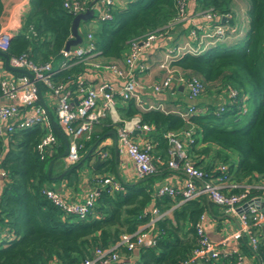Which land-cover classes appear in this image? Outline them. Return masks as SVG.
<instances>
[{
  "label": "trees",
  "instance_id": "16d2710c",
  "mask_svg": "<svg viewBox=\"0 0 264 264\" xmlns=\"http://www.w3.org/2000/svg\"><path fill=\"white\" fill-rule=\"evenodd\" d=\"M124 1L123 5H111L110 19L98 18L94 42L99 50L97 57L104 61L120 60L132 39L167 26L177 14L178 0ZM194 1L198 10L233 12V0ZM63 2L29 0L21 29L10 37L5 52L9 56L26 53L38 63L50 60L52 67L59 69L64 60L60 49L71 34L74 16ZM248 2V28L241 38L209 45L200 53L184 52L171 62L186 75H198L204 90L224 91L222 88L229 85L239 90L241 100L223 102V110H219L218 103H210L204 111L185 117L171 110L140 108L131 98L118 107L122 119L138 114L141 122L154 128L149 138L154 142L153 148H161L164 166L169 159L164 132L192 125V140H187L185 146L204 178L222 174L217 168L219 163L226 164L227 174L237 181L251 175L264 176V0ZM2 9L0 0V14ZM85 68L82 62L74 63L59 69L55 78L76 77ZM241 101L245 102V111L238 106ZM196 105L199 106L197 102ZM107 128L102 125L101 132ZM53 129L58 144L52 153L43 156L36 149L43 133L39 125L14 130L5 139L0 137V168L8 174L0 188V232L5 230L9 234L0 237V264H48L50 260L74 264L92 256L95 248L113 244L120 233L138 229L150 217L152 200L161 210L173 202L168 195H153L150 177L134 184L122 183L123 190L112 193L96 184L98 196L84 217L64 213L42 193L44 187H52L51 174L47 172L49 162L64 150L61 132L54 124ZM95 139L92 134L85 139L81 151H86ZM202 154H210L211 160L205 161ZM91 156L92 153L87 155L86 162ZM215 160L219 163L214 164ZM156 164L159 167L157 161ZM111 166V159H106L98 168L103 172ZM76 172L71 169L65 175ZM97 176L91 178L92 186ZM206 208L203 196L184 201L174 209L172 218L156 221L154 246H139L135 251L121 247L120 253L126 260L134 253L136 257L111 264H182L196 246L195 224ZM251 249L264 264L263 233ZM236 257L234 252L217 257L207 255L200 264H234Z\"/></svg>",
  "mask_w": 264,
  "mask_h": 264
},
{
  "label": "built area",
  "instance_id": "2783aa9c",
  "mask_svg": "<svg viewBox=\"0 0 264 264\" xmlns=\"http://www.w3.org/2000/svg\"><path fill=\"white\" fill-rule=\"evenodd\" d=\"M98 18H111V5L115 0H98ZM63 5L72 13L76 14L93 7L90 0H64ZM200 19L193 22L187 29L186 38L172 46H167L163 56L158 60L157 67L163 71L158 81L152 82L150 87L154 91L177 89L183 86L189 104L185 109L174 110L185 117L193 112L204 111L206 106H198L196 102L204 92L205 86L202 79L194 74H184L178 67L172 65V60L184 52L200 53L209 45L223 41L234 32L235 27L228 23L232 18V12L216 13L211 9L200 10ZM191 18L188 13V0L177 1V14L165 27L159 30L147 32L139 38L129 42L128 49L120 60L104 61L97 57V50L92 31L82 34L81 44L74 49H60L64 57L59 69L69 68L74 63L82 62L86 68L76 77L56 79L55 74L59 69L52 67L51 61L35 62L26 53L9 56V63L13 66L26 68L32 77L25 73H14L6 69L3 60H0V137L7 138L9 133L17 129L39 125L43 129L36 149L43 156L44 153H52L58 144V136L53 129V122L47 112L53 110L52 118L56 120L62 134L67 137L68 151L64 156L67 163L73 164L80 160L83 141L88 139L94 126L103 118L109 117L111 122L117 124V141L120 148L131 159L136 171L141 176L155 173L158 170L156 158L153 153L154 142L146 137L142 142L132 139L134 130L150 131L153 127L141 122L138 114L129 119L120 118L117 112V101L133 99L135 104L143 108L142 100L138 93L140 80L138 75L150 72L152 65L146 59V52L157 46V40L165 38L170 28L186 19ZM223 18V19H222ZM11 34L0 28V49H6ZM72 34L69 35V38ZM71 58H74L73 61ZM91 70H105L111 73L116 81L101 80L93 85L86 80L85 73ZM8 73H5L7 72ZM5 73V74H4ZM40 82L50 92L49 100L44 97ZM118 83V84H117ZM227 101L237 103L239 90L232 86L222 88ZM42 95L44 103L40 101ZM219 102V110H223L224 104ZM45 104V105H44ZM242 111L246 110L244 101L238 105ZM161 110L164 108L156 107ZM193 126L188 125L176 130H167L164 136L168 142L170 167H181L188 174V178L182 186L178 187L171 183L158 185L153 192L154 196L179 197L182 201L196 199L208 195L210 200L223 207L225 212L238 213L243 230H249L250 242L255 247L258 237L264 228V211L261 210V198H264V185H256L249 182L237 181L227 174V165L219 163L217 168L222 174L215 177L204 178L203 171L195 165L188 155L185 142L191 141ZM101 159L108 156L106 150L95 151ZM174 155L177 159H174ZM2 154L0 153V160ZM8 178L7 172L0 168V188L4 180ZM196 179L202 180L198 185ZM95 186L84 195L82 199L70 200L60 191L52 187H44L42 193L54 205L64 213L75 214L84 217L95 204L98 196L97 185L106 188L109 192L123 190L122 182L112 175H98L94 180ZM97 184V185H96ZM255 190V192H254ZM259 193V194H258ZM168 209L161 210L158 207L150 208L149 219L140 225L135 231L120 233L118 239L107 247H97L92 256L74 264H111L116 261L128 262L120 249L135 251L139 246H154L155 224L160 218L166 216ZM206 213H202L195 224L196 246L190 256L183 260L182 264H200L207 255L217 257L220 252L217 245L210 240L205 231L204 221ZM254 228V231H252ZM155 234H154V233ZM5 230L0 232V237H8ZM48 264H65L57 260H50ZM234 264H242V256L237 254Z\"/></svg>",
  "mask_w": 264,
  "mask_h": 264
},
{
  "label": "crops",
  "instance_id": "0c3cea01",
  "mask_svg": "<svg viewBox=\"0 0 264 264\" xmlns=\"http://www.w3.org/2000/svg\"><path fill=\"white\" fill-rule=\"evenodd\" d=\"M1 1L3 4V9L0 14V28L9 31L11 34H15L21 29L23 15L29 8V0ZM124 3V0H115V4L123 5ZM194 5V0H188V13L191 18L173 25L170 28L167 36L165 38L157 40V46L152 50L146 52V59L152 65V70L150 72H144L137 76L140 80L138 93L142 100L144 109L162 107L166 110L174 111L185 109L189 104V100L186 98L185 89L183 88V86H178V88L175 90L171 89L157 92L150 87V84L152 82L158 81L163 74V71L161 69H158L156 63L163 56L165 48L167 46H172L175 43L182 42L187 36V29L190 27V25H192L193 22L199 21L200 10L195 9ZM248 5V0H233L232 18L228 20V23L234 26L235 30L229 37L221 42H231L235 39L241 38L244 35L245 31L248 28ZM93 6L94 12L97 13V10L99 11V1L96 0L93 3ZM98 28L99 22L97 23L92 18L90 20L82 22L79 26V30L83 34H86V32L88 31H92L94 33ZM0 60H3L4 62L3 57H0ZM5 73H8V71ZM85 77L86 80H88L93 85L98 84L101 80L116 81L113 75L105 70L88 71L85 73ZM0 101H2L1 98ZM226 101L227 97L224 91H219L212 88L210 90H204V92L198 98L197 103L199 104V106H207L210 103L216 102L219 104V102ZM123 102V100L117 101L116 107L118 114V107H120ZM102 125L108 126V128L103 132H101ZM116 128L117 124L111 122V119L109 117H105L99 123H97V125L94 126L91 132L92 136H96L95 141L86 151H81L83 156L90 148H92L90 152L92 153V156L89 158V161L86 162L85 158L80 165L71 168L77 170L76 174L70 173V175H65L66 171H68L72 164L67 163L64 156L57 157L56 159L58 160L53 163L50 171L51 182L49 184L54 189L60 191L65 197L70 200L82 199L93 185L91 178L102 173L105 175H112L120 182L128 184H134L151 177L150 185L153 192L158 185L164 182L171 183L178 187L183 185V183L188 178V174L184 172L181 167L174 168L170 167L168 164L164 166V164H162V162L164 161V155L160 147L153 148L154 156L159 165L158 170L143 179V176L139 175L136 171L131 159L118 145L117 133L116 135L113 133V131L116 132ZM152 131H154V128H152L150 131L139 129L138 131L136 130L135 132H132L131 137L134 141L139 143L142 142L146 137H149ZM99 132L101 133L98 135ZM62 137L64 139L63 134ZM100 149L106 150V152H108V156L102 159L103 161L101 163L94 166L95 159L98 156L97 154H95V151ZM201 156L205 161L211 160L210 154H202ZM232 157L236 158V155L232 154ZM106 159H111L112 166L108 170L101 172L98 167L99 165L104 163ZM213 163L218 164L219 161L215 160L213 161ZM241 181L256 185H264V176L251 175L245 177ZM196 182L198 183V185L202 184V180L200 179H196ZM171 198L173 199L171 206L163 208V210L168 209L165 216L167 218H172L174 209L178 208L184 202L180 197ZM203 198L207 204L206 219L204 221L205 231L208 234L210 240L217 245L220 252H234L240 254L242 256V264H259L258 258H256L253 250L251 249L252 245L250 242L249 230H243L238 213L225 212L223 207L213 203L212 201L207 203L206 195H203ZM153 206L154 201L152 200L150 207ZM261 208L264 209V199L261 200ZM188 225H186V227ZM252 231H254V228H252ZM262 232L264 234L263 229ZM121 253L123 254V252ZM135 257L136 254L134 253L131 258Z\"/></svg>",
  "mask_w": 264,
  "mask_h": 264
},
{
  "label": "water",
  "instance_id": "95a60500",
  "mask_svg": "<svg viewBox=\"0 0 264 264\" xmlns=\"http://www.w3.org/2000/svg\"><path fill=\"white\" fill-rule=\"evenodd\" d=\"M96 0H92L91 1V4H93ZM95 15V12H94V8L93 7H88L85 11H80V12H77L76 14H74L73 16V19H72V22H71V27H70V30H71V34H72V37L71 38H68L65 42V49L68 50V49H74L76 47H78L81 42H82V32L79 30V26L82 22H85L87 20H90L91 18H93V16ZM223 19V18H222ZM0 56H2L4 58V65L7 69L9 70H12V71H17V72H21V73H25L27 75H29L30 77H32V74L29 70H27L26 68H21V67H17V66H13L9 63V55L7 52H5L4 50H1L0 49ZM39 98H40V101L44 103V100H43V97L40 93L39 95ZM45 105V104H44ZM46 109H47V112L53 122V124L55 125V127L59 130V132L62 133L61 129L59 128L56 120H54L51 116V113L49 112L47 106L45 105ZM139 129H137L138 131ZM136 130H134L133 132H135ZM113 133L116 135V132L113 131ZM64 140H65V145H64V150L62 151L61 154H59L57 157H62V156H65L67 154V151H68V140H67V137L64 136ZM92 148H90L81 158L79 161L73 163L69 169L71 168H74V167H77L78 165L81 164V162L87 157V155L91 152ZM56 157V158H57ZM56 158H53L50 162H49V165H48V168H47V172L48 174H50V171H51V168H52V165L55 161ZM174 159L176 160L177 159V156L174 155ZM103 160L97 156L96 159H95V162H94V166H96L97 164L101 163ZM68 169V170H69ZM148 177V175L146 176H143V179ZM262 200L264 198H261ZM206 200H207V203H209L211 200L210 198L208 197V195H206ZM262 211H264L263 208H261ZM264 230V228H263ZM259 264H261V262L259 261Z\"/></svg>",
  "mask_w": 264,
  "mask_h": 264
},
{
  "label": "rangeland",
  "instance_id": "374dc122",
  "mask_svg": "<svg viewBox=\"0 0 264 264\" xmlns=\"http://www.w3.org/2000/svg\"><path fill=\"white\" fill-rule=\"evenodd\" d=\"M98 13L99 11L97 10V13H95V16L92 18L93 20H95L97 23L99 22V19H98ZM40 85L42 87V91H43V94H44V97L45 99L48 101L49 100V97H50V92L44 88L43 84L40 82ZM208 90V89H207Z\"/></svg>",
  "mask_w": 264,
  "mask_h": 264
}]
</instances>
